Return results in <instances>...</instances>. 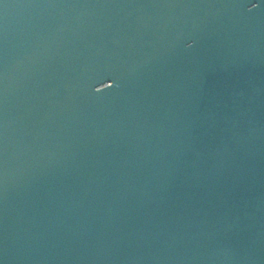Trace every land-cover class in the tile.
<instances>
[{
	"label": "water",
	"instance_id": "obj_1",
	"mask_svg": "<svg viewBox=\"0 0 264 264\" xmlns=\"http://www.w3.org/2000/svg\"><path fill=\"white\" fill-rule=\"evenodd\" d=\"M0 264H264V0H0Z\"/></svg>",
	"mask_w": 264,
	"mask_h": 264
}]
</instances>
